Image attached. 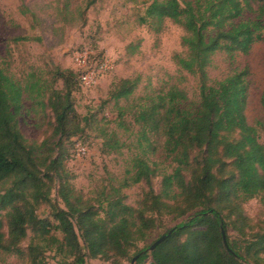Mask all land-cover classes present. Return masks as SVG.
I'll list each match as a JSON object with an SVG mask.
<instances>
[{
    "label": "trees",
    "instance_id": "16d2710c",
    "mask_svg": "<svg viewBox=\"0 0 264 264\" xmlns=\"http://www.w3.org/2000/svg\"><path fill=\"white\" fill-rule=\"evenodd\" d=\"M97 1L76 7L71 0L58 2L59 21L70 27L87 25L88 12ZM247 12L254 17L245 19ZM167 19L186 32V54L176 55L175 63L197 80L200 102L171 86L127 108L120 103L134 96L140 77L113 84L109 101L118 108L117 123L122 127L125 116H133L142 151L117 185L101 191L99 208L77 194L66 167L70 141L101 124L96 114L82 117L75 109L73 95L78 85L83 87L84 71L57 67L50 78L32 72L19 80L0 59V264L8 256L48 264L49 252L59 264L132 261L139 254L136 264H264V233L252 232L242 208L264 194V123L250 125L246 116L249 72L235 70L212 83L207 71L216 54L223 52L231 59L248 55L264 40V0H151L141 23L161 26ZM26 101L34 111L41 107L44 115L53 116L51 134L40 144L30 143L20 127ZM99 135L107 152L124 148L115 131L102 127ZM158 142L174 169L163 174L162 190L155 193L152 181L159 170L147 151L157 152ZM56 182L65 208L52 200ZM140 183L148 192L134 208L125 203L123 190ZM43 206L50 207L52 219L39 217ZM164 214L191 219L163 234L173 230L153 252L148 250L162 236L131 258ZM230 226L238 238L229 236ZM222 227L232 252L224 246Z\"/></svg>",
    "mask_w": 264,
    "mask_h": 264
},
{
    "label": "rangeland",
    "instance_id": "374dc122",
    "mask_svg": "<svg viewBox=\"0 0 264 264\" xmlns=\"http://www.w3.org/2000/svg\"><path fill=\"white\" fill-rule=\"evenodd\" d=\"M62 1L0 0V59L6 60L11 73L19 80H24L32 72L50 78L57 67L85 71L77 63V58L85 56V52L89 56L94 54L93 66L102 58L111 63L110 69L104 74L86 72L87 81L83 83V87L78 85L74 92L77 113L82 117L96 114L101 124L89 127L85 133L70 141V156L66 164L77 194L99 208L97 200L101 191L110 184L117 185L130 170L132 159L142 151L137 143L138 128L133 116L126 115V124L122 127L117 123L118 108L114 102L109 101L113 84L120 79L140 77V85L134 96L129 101L120 103V106L127 108L134 105L137 107L140 98L171 86L184 89L194 103L200 102V93L197 80L181 71L175 63L176 55L186 54L182 43L186 35L184 28L168 19L161 26L151 21L149 24L141 23L151 0H98L88 12L87 25L77 27L64 26L59 21L58 4ZM71 1L76 7L85 5L88 0ZM252 17V13L245 14V19ZM243 69L249 72L246 109L248 122L250 125L264 123V40L255 44L248 55L237 54L231 59L226 53L216 54L207 71L209 79L215 83L233 71ZM56 86L61 88L62 83L58 82ZM25 108L20 117L22 133L30 143L40 144L51 134L53 116L50 112L44 115L41 107L37 108L38 111L35 108L37 112L34 111L30 101L25 102ZM102 127L118 134L124 144L119 153H109L105 149L104 142L99 137ZM161 144L158 142L154 145V148H158L157 152L151 149L147 151V156L157 164L159 170L158 176L152 181L155 193L162 190L163 174H170L174 169L172 161L163 153ZM79 148L86 149V153L78 155ZM146 192L148 186L145 183L126 188L123 190L124 201L127 205L138 208ZM52 200L65 208L58 197V182L55 184ZM242 208L250 219L249 227L252 232L264 233V194L246 202ZM38 215L52 219L48 206L41 207ZM188 217L189 215L178 219L169 214L158 216L155 231L146 241L137 245L131 258L136 252L149 249L154 241L171 228L190 221L191 218ZM2 220L7 233L6 213ZM229 236L232 239L239 237L231 226ZM28 243L29 240L22 247L26 248ZM46 258L48 264H59L60 259L54 253H47ZM150 262V259L147 260V263ZM2 264L28 262L21 257L8 256ZM87 264H131V260L88 259Z\"/></svg>",
    "mask_w": 264,
    "mask_h": 264
},
{
    "label": "built area",
    "instance_id": "2783aa9c",
    "mask_svg": "<svg viewBox=\"0 0 264 264\" xmlns=\"http://www.w3.org/2000/svg\"><path fill=\"white\" fill-rule=\"evenodd\" d=\"M89 57L90 56H89L88 52H85V56H80L79 58H77L78 66L80 67V69L85 70L84 74L82 75V82L83 83L86 82L87 78H88L85 75L86 72L90 71L93 74L101 75V74L106 73L111 67V63L109 62V60H106V59L102 60L101 62H98L95 66H93V65L89 66ZM85 153H86V149H84V148L78 149V155L85 154Z\"/></svg>",
    "mask_w": 264,
    "mask_h": 264
},
{
    "label": "water",
    "instance_id": "95a60500",
    "mask_svg": "<svg viewBox=\"0 0 264 264\" xmlns=\"http://www.w3.org/2000/svg\"><path fill=\"white\" fill-rule=\"evenodd\" d=\"M173 233V230L170 231V233L167 235V236H162L159 240H157V242H155L149 249V253L153 252L155 250V248L160 245L162 242H164L169 236H171V234ZM222 236H223V241H224V246L227 250H229L230 252H232V250L230 249V246L228 244V241H227V236H226V233H225V230L224 228L222 227ZM142 254H139L138 256L134 257L131 261V264H136L139 257H141Z\"/></svg>",
    "mask_w": 264,
    "mask_h": 264
}]
</instances>
